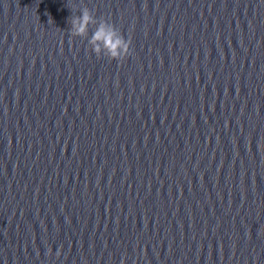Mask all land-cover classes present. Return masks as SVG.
<instances>
[{
    "label": "water",
    "instance_id": "95a60500",
    "mask_svg": "<svg viewBox=\"0 0 264 264\" xmlns=\"http://www.w3.org/2000/svg\"><path fill=\"white\" fill-rule=\"evenodd\" d=\"M0 264H264V0H0Z\"/></svg>",
    "mask_w": 264,
    "mask_h": 264
},
{
    "label": "clouds",
    "instance_id": "9594fccd",
    "mask_svg": "<svg viewBox=\"0 0 264 264\" xmlns=\"http://www.w3.org/2000/svg\"><path fill=\"white\" fill-rule=\"evenodd\" d=\"M69 8L71 15L67 18V23L70 24L68 30L72 38H86L89 36V26H96L88 38V45L98 58L106 56L110 60L120 61L130 54L131 41L123 36L115 24L103 17L98 19L87 6L79 8V15L73 14L74 4Z\"/></svg>",
    "mask_w": 264,
    "mask_h": 264
}]
</instances>
